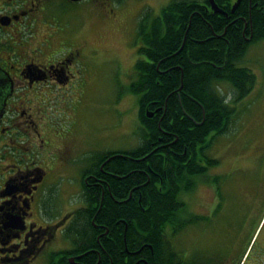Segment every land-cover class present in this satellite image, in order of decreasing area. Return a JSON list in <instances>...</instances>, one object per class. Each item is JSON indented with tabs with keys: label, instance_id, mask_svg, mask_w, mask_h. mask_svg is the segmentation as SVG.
Listing matches in <instances>:
<instances>
[{
	"label": "flooded vegetation",
	"instance_id": "af4514ba",
	"mask_svg": "<svg viewBox=\"0 0 264 264\" xmlns=\"http://www.w3.org/2000/svg\"><path fill=\"white\" fill-rule=\"evenodd\" d=\"M141 1L151 8L145 0H0V264H33L44 253L49 263L55 252L46 248L61 232L74 241L66 234L74 226V211L56 219L48 215L53 194L49 178L69 167L76 152L74 132H61L55 121L71 114L74 100L92 93V73L106 51L86 23L74 27V9L83 3L100 21L121 16L115 5L124 9L123 18H133L129 4ZM247 27L245 20L242 35L249 49L239 66L252 72L254 87L248 91L238 73L235 86H219L226 87L225 94L223 87L220 92L229 116L219 108L215 163L204 161L208 170L200 186L202 229L230 218L233 233L214 252L205 250L200 264H264V106L254 93L264 69V37L252 25L247 33ZM160 141L141 158L164 156L171 147ZM127 151H100L101 160H92L85 169L82 187L101 189L103 198L104 186L110 190L108 177L115 176L108 170L110 161ZM57 155L62 161L52 163ZM72 245L61 251L71 253L68 261L78 264L82 256L74 254ZM143 263L140 258L138 264Z\"/></svg>",
	"mask_w": 264,
	"mask_h": 264
},
{
	"label": "trees",
	"instance_id": "16d2710c",
	"mask_svg": "<svg viewBox=\"0 0 264 264\" xmlns=\"http://www.w3.org/2000/svg\"><path fill=\"white\" fill-rule=\"evenodd\" d=\"M215 1L228 17L214 13L208 0H171L159 15H141L136 36L145 59L136 62L127 90L139 95L142 142L110 161L115 176L108 177L103 198L101 189L88 192L83 185L85 207L74 212L66 232L75 239L74 254L82 256L78 264H138L140 258L143 264H184L166 229L173 225L177 234L194 220L182 219L186 204L180 195L197 187L208 170L204 161L215 163L209 151L219 108L229 116L219 86H235L238 73L248 91L254 87L252 72L239 66L249 49L245 20L247 33L252 25L264 37V0H242L234 13L236 0ZM160 138L171 147L166 154L141 158ZM69 254L58 252L48 264H71Z\"/></svg>",
	"mask_w": 264,
	"mask_h": 264
},
{
	"label": "rangeland",
	"instance_id": "374dc122",
	"mask_svg": "<svg viewBox=\"0 0 264 264\" xmlns=\"http://www.w3.org/2000/svg\"><path fill=\"white\" fill-rule=\"evenodd\" d=\"M170 1L145 0L146 3H150L151 8L143 7L145 6L143 1L140 4H129L133 18H123L124 9L114 5L115 11L121 16L115 19L111 14L100 21L96 14L83 3L78 4L79 7L74 9V27L80 26L83 22L86 23L90 36L102 38L106 51L98 57L92 73V93L85 99L74 100L71 114L55 121L61 132H74L76 152L68 161L69 167L65 166L62 173L49 178L48 186L53 189L50 199L52 207L48 212L51 218L56 219L65 212H76L85 207L83 174L94 155L100 151H130L142 142L143 127L139 120V95L127 90L131 84L130 76L133 80L136 79L134 69L136 62L145 59L138 53L142 42L136 36L137 22L145 10H152L155 15H159L162 8ZM199 1L205 2V0ZM134 16L137 17L134 18ZM222 87L220 89L222 88V93L225 94L226 87ZM254 93L260 96L259 103L264 106V69ZM209 154L214 157L215 143ZM60 158L57 155L52 163L62 161ZM196 180L198 185L193 191L180 195V199L186 204V212L182 213V219L189 220L193 216V222L188 223L187 227L177 234H174L173 225H168L166 229L168 240L179 253L180 259L187 264H200L205 250L208 253L214 252L218 248L217 244H221V241L225 242L228 235L233 233L230 218L223 221L221 226L215 227V224L209 223L208 228L202 229L199 220L204 198L200 188L202 177ZM206 197L208 198L207 195ZM214 208V206L210 208L211 213ZM221 216L222 214L217 220ZM63 234L65 235L61 232L57 241L46 248L49 254L55 252L53 254L55 256L56 251L61 252L73 246L74 241H70ZM69 237H71L70 234ZM48 258V255L44 253L33 264H48Z\"/></svg>",
	"mask_w": 264,
	"mask_h": 264
},
{
	"label": "water",
	"instance_id": "95a60500",
	"mask_svg": "<svg viewBox=\"0 0 264 264\" xmlns=\"http://www.w3.org/2000/svg\"><path fill=\"white\" fill-rule=\"evenodd\" d=\"M74 1H78V0H74ZM241 0H237L236 3L233 5L231 12L234 13L235 10L238 8V6L240 5ZM209 5L211 10L216 13V14H221V15H225L228 17V13L224 10H222L216 3L215 0H209ZM148 117L152 118L154 116V112H147Z\"/></svg>",
	"mask_w": 264,
	"mask_h": 264
},
{
	"label": "bare ground",
	"instance_id": "6f19581e",
	"mask_svg": "<svg viewBox=\"0 0 264 264\" xmlns=\"http://www.w3.org/2000/svg\"><path fill=\"white\" fill-rule=\"evenodd\" d=\"M138 159V158H137ZM114 196V195H113ZM120 202V201H119ZM77 238V237H76ZM75 240V239H74ZM77 240H79V239H77ZM83 240V239H82ZM165 247V246H164ZM174 258V257H173ZM64 260V259H63ZM180 262V261H179ZM172 264V263H171Z\"/></svg>",
	"mask_w": 264,
	"mask_h": 264
}]
</instances>
